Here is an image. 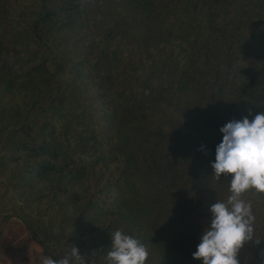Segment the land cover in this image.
Returning a JSON list of instances; mask_svg holds the SVG:
<instances>
[{
  "label": "trees",
  "instance_id": "obj_1",
  "mask_svg": "<svg viewBox=\"0 0 264 264\" xmlns=\"http://www.w3.org/2000/svg\"><path fill=\"white\" fill-rule=\"evenodd\" d=\"M233 8L242 16L215 34ZM129 38L118 59L113 42ZM12 96L22 107L1 104ZM260 112L264 0H0V173L20 168L18 189L44 184L76 213L58 226L22 217L53 259L75 245L107 264L122 229L147 246L145 264H202L210 205L231 194L211 168L220 129ZM241 198L260 243L239 264H264V193Z\"/></svg>",
  "mask_w": 264,
  "mask_h": 264
},
{
  "label": "clouds",
  "instance_id": "obj_2",
  "mask_svg": "<svg viewBox=\"0 0 264 264\" xmlns=\"http://www.w3.org/2000/svg\"><path fill=\"white\" fill-rule=\"evenodd\" d=\"M220 132L222 142L216 147L215 161L211 163L217 180L222 174L231 177L226 201L210 205V222L200 236L194 260L202 264H239L238 253L246 242L254 239V216L250 203L242 194L250 189L264 193V112L231 120ZM202 150V149H201ZM150 253L138 238L122 229L111 233V246L105 255L107 264H145ZM39 264H88L75 245H71L61 258L42 255Z\"/></svg>",
  "mask_w": 264,
  "mask_h": 264
},
{
  "label": "rangeland",
  "instance_id": "obj_3",
  "mask_svg": "<svg viewBox=\"0 0 264 264\" xmlns=\"http://www.w3.org/2000/svg\"><path fill=\"white\" fill-rule=\"evenodd\" d=\"M234 9L235 8L230 9L227 15L220 16L214 28L215 34H217L224 26L232 23L230 22V19L234 17L238 19L242 16V11H240V9L238 11H234ZM135 43L134 38L120 41L117 39L116 42H113L114 46L118 45L121 47V50L117 55L118 59L126 57L127 51L134 48ZM180 46L181 43L178 41H170L165 45L166 51L175 55L182 54V48ZM146 49L148 48L141 46L137 51L144 54L146 53L145 51H147ZM150 63H152L151 60ZM139 75L143 74L139 73ZM12 100L15 102H12ZM9 101L15 105L19 104L18 107H22L18 97L13 96L10 99H4L1 104L7 105ZM19 169L20 168L11 166L0 173V233L3 232V235H5V227L11 224L12 221L23 226L25 229L22 218L23 216L32 218L36 223L41 222L44 223V225L52 224L53 226H58L65 219L75 216L76 213H72L69 207H63L64 211H59V208L55 206L56 202L50 197L51 195L48 196V191L44 184H37L34 187L24 186V188L18 189L17 184L20 183ZM70 231L71 230L68 227L65 229L64 233L67 235ZM33 239L35 240L34 237ZM64 250H67V248H64ZM4 252L0 250V264H6L7 260H10L9 254H3ZM14 253L16 252L10 254L12 258H17V261H19L17 264H23L20 262V259L25 258V256L27 257V255L24 254V256L17 257L14 256ZM87 260L88 264L92 263V259L87 258Z\"/></svg>",
  "mask_w": 264,
  "mask_h": 264
},
{
  "label": "crops",
  "instance_id": "obj_4",
  "mask_svg": "<svg viewBox=\"0 0 264 264\" xmlns=\"http://www.w3.org/2000/svg\"><path fill=\"white\" fill-rule=\"evenodd\" d=\"M6 232L0 233V250L5 251L3 254H9L10 260H7L6 264H17V258L13 259L10 254L14 253V256L20 257L27 255L25 258L20 259L23 264H39L40 257L42 255L48 256L45 249L39 245L33 237L14 221L5 227Z\"/></svg>",
  "mask_w": 264,
  "mask_h": 264
}]
</instances>
